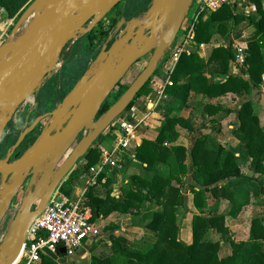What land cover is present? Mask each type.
Returning <instances> with one entry per match:
<instances>
[{"label": "trees", "instance_id": "trees-1", "mask_svg": "<svg viewBox=\"0 0 264 264\" xmlns=\"http://www.w3.org/2000/svg\"><path fill=\"white\" fill-rule=\"evenodd\" d=\"M29 1L0 0V10L5 18L10 20ZM150 1L137 0L135 3L130 0L132 8L142 4V8H139L138 12L135 11L133 17L139 11H145ZM252 1L262 16L256 34L247 40L246 64L249 66L253 84L242 77L229 74L231 63L235 59L231 48L219 46L213 49L208 60L199 55V47L211 44L216 34L224 39L231 29L239 27L246 21V17L236 14V9L232 6L221 8L197 25L195 35L197 48L192 47L190 55H182L172 74L173 86L167 90V96H164L163 103L157 108L163 120L159 136L156 140L143 141L135 150L139 173L132 174L127 196L116 205V208L119 209L121 206L124 213L132 216L135 226L142 227L148 232L141 240L125 238L113 240L115 255L119 256L123 264H264V215L252 221L251 241L237 243L228 240L233 249L232 255L223 258L219 256L225 238L222 235L225 234L224 218L205 216L204 209L210 198L232 200V194L220 183L231 179H251L243 176L238 158L209 134L199 137L192 149L194 168L191 173L194 182L202 189L197 190L195 187L192 189L195 194V206L201 215L196 217L194 241L191 245L184 246L178 241L177 224L179 217L185 216L184 178L190 174L187 150L176 145L177 126L190 133L203 130L221 133L223 122L233 111L221 104H212V99L230 94L242 97L263 84L264 7L263 0ZM111 22L116 24L117 21L111 19ZM96 54L97 50L94 54L92 51L88 52L87 66ZM85 70L84 68L78 80H81ZM208 70L213 76H207ZM217 79L223 81L216 82ZM151 81L122 117L132 111L138 99L151 94ZM127 90L120 83L103 103L97 118L103 117ZM256 111V104L252 102L242 106L239 113L240 126L235 132V137L247 146L250 157L257 161V169L264 173L261 164L264 161V132ZM9 141L10 138L6 137L5 142L10 148ZM95 145L86 154L85 164L77 168L63 184L61 194L71 197L74 188L85 184L91 170L101 160L100 152ZM131 162V159L126 158L125 166L130 167ZM161 169L165 171L161 172ZM101 182L102 178L94 186L97 191L93 192L92 208H96L103 201L100 199ZM254 184L257 205L264 208L261 196L264 195V187L258 181ZM102 187L109 190L111 181ZM109 197L110 195L105 200ZM218 235H222L221 240H217ZM58 256H63L61 250ZM40 264L59 262L49 256H42ZM105 264H111V261L107 260Z\"/></svg>", "mask_w": 264, "mask_h": 264}, {"label": "water", "instance_id": "water-1", "mask_svg": "<svg viewBox=\"0 0 264 264\" xmlns=\"http://www.w3.org/2000/svg\"><path fill=\"white\" fill-rule=\"evenodd\" d=\"M121 1L93 0L92 4L87 5L89 0H47L38 7L37 12L45 8V13L38 17L39 20L32 32L3 51L4 61L0 65V143L18 108L35 95L58 66L62 51L69 41L91 31L97 18H103ZM194 1L154 0L143 21L131 20L126 33L108 51L107 46L103 48L96 60L99 66L91 68L73 89L70 98L51 114L52 120L36 145L21 158L11 162L14 152L26 136L34 131L37 123L22 134L7 158L0 160V191L5 193L0 195V230L11 212L17 210L11 222V231L1 243L0 264L17 263L33 223L43 214L62 184L73 173L79 160L84 158L100 137L121 118L154 77L167 51L178 38ZM105 7H109V11L99 17L100 11ZM76 13L79 14L78 17H74ZM167 20H170L167 28L169 40L161 39L159 45L154 48L157 31ZM89 21H92V25L86 31L83 27ZM50 39L55 41L50 44ZM152 50L146 69L100 122L88 128L91 133L80 139V135L87 131L85 120L91 107L99 99L101 89L112 84L111 90L97 108L95 118L123 77ZM8 56L9 59L6 60ZM70 141H74L73 146L78 141V147L69 154L61 168L54 174L52 168L63 154L56 157L51 152L57 145H64ZM43 164H48L49 170L41 171L39 166ZM39 174L42 175L41 180L35 185ZM28 178L31 181L26 190L29 191L32 187L36 190L19 201L18 197ZM17 201L20 203L18 207ZM45 253L54 260H59L57 254L49 250ZM61 254H67V250L62 249Z\"/></svg>", "mask_w": 264, "mask_h": 264}, {"label": "rangeland", "instance_id": "rangeland-1", "mask_svg": "<svg viewBox=\"0 0 264 264\" xmlns=\"http://www.w3.org/2000/svg\"><path fill=\"white\" fill-rule=\"evenodd\" d=\"M45 1L47 0H30L20 10V12L10 20L6 19L3 12L0 10V65L4 61V59L2 58L3 51L8 46L17 44L20 39L32 32L35 24L39 20L38 17H42L45 13V8L37 12L38 7H41ZM133 1L135 3L137 2V0ZM239 2L240 0H238L234 5L236 14L246 17V21L239 27L231 29L229 34L224 39L216 34L215 39L211 44H209V47L206 45L202 49L201 47H199V54L200 56L205 58V60H208L211 57L213 48H217L219 46L231 48L235 54V59L237 50L245 49V56L247 57V40L250 36L256 34L257 28L262 22V16L258 13L257 7L252 0H242L240 3ZM152 3L153 0L150 1L145 11H139V13H137L136 16L133 17L134 14L138 12V9L142 8V4H139L137 8H132V5V7H130V0H122L103 18H97V22L91 29V31L85 34H80L76 39H72L71 41H69L65 49L62 51L60 62L58 64L59 68L57 66L51 74L52 77L50 76L47 80H45L44 83L47 82V84L39 88L35 95H33L30 99H28V101L23 103L18 108L12 120L8 124L4 132L5 134H3L0 143V154H3L2 157L5 154H9L10 148L15 145V140H17L19 137V133L15 130L16 127L23 129L26 126L25 130H28L37 123L34 130L37 131V136H40L41 138L52 120L51 114L54 112L55 108H59L68 98H70L73 89L80 83L82 78L90 71L91 68H97L99 66L96 63V60L99 54L103 51V48L107 46L106 51H108V49H110V47L123 34L126 33L128 24L131 20L143 21L147 12L150 10ZM194 8L195 6L191 8V10ZM78 16L79 14H74V17ZM208 17L205 20H207ZM111 19L116 20V24L111 22ZM91 25L92 21L84 24V30L87 31ZM163 39L166 40V38ZM160 42L161 38L157 37L154 48H156ZM175 42L167 51L166 56L159 65L156 71L157 74L155 73L154 77L151 79V94L149 96H144L138 99L136 106L132 109V111L125 117H122V115V118H119L111 126V128H109L100 137L101 139L103 136H105L103 142L109 141L108 144L111 146V148L114 145V150L117 144V129L115 128V126H118L119 122L122 120H135L133 123L138 126L137 130L142 139V143L145 140H156V138L159 136V130L162 126L163 120L160 114L157 112V108L161 103H163L164 97L159 102V105H157V107H154L153 110H150V106L152 105L151 102H153V100H155L159 96L161 91H163L164 95L167 96V90L169 88H172V86L168 85V81L171 72H173L174 70H169V62L170 56L175 48ZM192 47H194V49L195 47L197 48L196 43H194ZM96 50V57L92 58L89 65L87 66L86 60L88 58V52L90 51L91 53L92 51V54H94ZM152 53L153 50L147 56L142 58L136 65H134L131 70L125 75V77H123L120 83H122L125 90L129 89L134 81L138 78V76L146 69ZM5 59L8 60L9 56ZM235 59L231 63V69L229 73L231 74V71L237 72L238 74L242 75V77H244L247 81L253 84V80L249 74V66L246 64V62L244 64H240ZM84 68L86 70L83 72L84 74L81 80H78V77H81V73ZM207 76H213L210 74L209 70L207 71ZM77 80L78 82H76ZM222 81L223 80L221 79L216 80V82ZM117 86L115 87L113 92L116 90ZM244 102H252L256 104V113L260 119V124L264 132V76L263 84L260 85V87L252 90L242 100L241 98L237 99L235 97H230L229 95L215 97L212 99V104H221L224 107L227 106L228 108L229 106L233 109V113L223 122V130L221 133L217 134L215 132H212L211 130H203L198 133H190L188 130L178 126L176 129L178 133L176 145L182 146L187 150V163L189 165L190 172H192L194 168L192 149L199 137L205 134H209L211 136L214 135L215 138L223 146H225L227 150H229L238 158L239 162H241V170L243 176L245 178L251 179H231L230 181L220 183V185L226 186L228 191L232 194V200H216L210 198V200H208L206 208L204 209L205 216L210 215L212 217L224 218L223 230L225 234L222 235L225 238L222 242L223 248L219 252V256L221 258L230 256L233 253V249L229 241H234L237 243L251 241L252 221L257 217H262L264 215V208L262 206H259V204L257 205V194L255 190L256 185L254 184L256 181H258V183L264 187V173L259 172V170L257 169V161L256 159L254 160L252 157H250L247 146L235 137V132L238 128L237 121H239V113L242 109V106L245 104ZM27 105H29V107ZM141 110L146 112V114H139L138 111ZM101 118L102 117H96L93 121V126H96L100 122ZM10 128L11 131L7 132V130H9ZM90 133L91 131L89 130L85 131V133L80 135V139L82 137L88 136ZM32 135L33 133L26 136L22 145H20V148H17L14 154L20 155L21 152H28L33 148V146L30 149L28 147L35 141L39 140V138L35 140V137H33ZM6 137L10 138V141L8 142L10 148L5 142ZM77 143L78 141H76L72 149L68 150L65 153V157L62 158V160H60L52 168L54 174L61 168L63 163L69 157V154L74 152L75 148L78 147ZM98 146H100V140L97 141V144L95 145V147L97 148ZM114 150L110 151L111 154L114 152ZM135 150L136 149H131L127 151V154H134ZM261 164L264 169V161H262ZM108 168V172L114 169H118V167H113L112 165L108 166ZM123 175L127 176L126 173H123ZM41 176V174L37 176L35 185L40 182ZM184 180L185 188L183 189V195L185 198V216L179 217L177 222L178 241L184 246H189L194 241V224L196 217L200 216L201 214L195 206V194L192 190L193 187L190 185L191 179H189V175L186 176ZM30 181V178H28L25 182L24 189L21 192V195L18 197L19 201L36 190L35 187H32L29 191L26 190L28 189ZM196 189L201 190L202 188L198 186ZM261 196L263 197L262 200H264V195ZM17 204L18 205H16V207H18L20 203ZM12 214L9 218H12L14 216V214ZM222 235H218L216 237L217 240H221ZM72 256L73 255H70L68 253L61 257L59 256V264H74V259ZM84 262L85 260H83L82 264Z\"/></svg>", "mask_w": 264, "mask_h": 264}, {"label": "built area", "instance_id": "built-area-1", "mask_svg": "<svg viewBox=\"0 0 264 264\" xmlns=\"http://www.w3.org/2000/svg\"><path fill=\"white\" fill-rule=\"evenodd\" d=\"M237 1H194L192 8L194 6L195 8L187 15L176 39L175 48L170 56L169 70H175L183 54L190 55L191 48L195 43L197 25L225 6L234 7ZM235 60L240 64L246 62L245 49L237 50ZM173 72L169 76V86H173L171 79ZM164 96V92L161 91L159 96L151 102L150 110L157 107ZM115 128L117 129L116 151L114 155L111 154L112 160H107L106 164L119 167L120 160L115 154L137 148L142 144V139L137 130L138 126L129 119L120 121ZM105 156L110 158L109 154H105ZM85 194L86 191L77 197L54 196L52 198L43 214L33 223L27 243L16 264H40L42 256H47L46 250L58 255L60 250L66 249L68 254L74 255L83 248L86 242L97 239L100 230L92 222L91 211L85 205Z\"/></svg>", "mask_w": 264, "mask_h": 264}, {"label": "crops", "instance_id": "crops-1", "mask_svg": "<svg viewBox=\"0 0 264 264\" xmlns=\"http://www.w3.org/2000/svg\"><path fill=\"white\" fill-rule=\"evenodd\" d=\"M241 1L242 0H240V2ZM263 7H264V0H263ZM206 46L209 47V45H206ZM204 47H205V45H202L201 49ZM223 47H225V46H223ZM213 49H215V48H213ZM230 75L235 76V77H242V75L238 74L237 72H232V71H231ZM242 78H244V77H242ZM45 84H47V82L44 83V85ZM229 96L235 97L237 99L241 98V100L246 97V95L239 97V96L233 95V94H230ZM27 106L29 107V105H27ZM56 108H58V107H56ZM56 108L54 111L57 110ZM225 108H227V106H225ZM228 109H231L233 111L232 107L228 106ZM138 110H140V109H138ZM141 112H144V111L143 110L138 111L139 114H143V115L146 114V112H144V113H141ZM136 113H137V111H136ZM30 116H31V114H30ZM26 120H28V119H26ZM131 121L134 122L135 120L131 119ZM239 126H240V122L237 121V127H239ZM25 129H26V126L23 129H21L19 127L15 128V130L19 133L18 139L15 140L16 141L15 145L18 143L22 134L26 131ZM9 131H11V128L9 130H7V132H9ZM212 136L215 138L214 135H212ZM104 137L105 136H103L101 139H99L100 140V146H98V150L100 152L101 160L91 170L90 175L88 176L85 184L82 187L74 188V193L72 194L71 197L61 194V192H60L61 188L58 191L60 193L57 192L54 195L56 197L63 196L66 198H72V197H77L80 194H82V192L86 191V194L84 197L85 198V205L91 211L92 222L100 230V235L97 237V239L90 240V241L86 242L84 244L83 248L78 250V252H76L72 256L74 259V264H82L83 260H85V262L83 264H99V263L105 264L107 260H110L111 264H123L122 261L120 260L119 256L115 255V251L113 249V240L117 239V238L118 239L119 238H125L128 240L129 239L130 240H141L148 233L142 227L135 226V223H133L132 216L124 213L122 211L123 209L121 206L119 209L116 208V205L120 204L125 199V197L127 196L128 188L131 184L132 174H135L136 172L139 173V164H138L137 160L135 159V154H127V151L125 153L115 154V156L120 160L119 167H118V169L113 168L114 170L108 172V169H109L108 166H110V164L109 163L106 164V161L109 159L112 160L110 151L114 150V145L112 144L113 147L111 148V146L108 144L109 141L103 142ZM38 138L40 139V136ZM36 142L32 143V145H30L28 148L30 149L32 146L34 147L36 145ZM12 148H10V150ZM137 148H135V149H137ZM115 149H116V147H115ZM115 151L116 150H114V152L112 153L113 155H114ZM105 154H109L110 158L106 157ZM6 155L7 154H5V157H6ZM65 155L66 154H63L59 158V161L62 160V158H64ZM126 158H129L132 161L130 163V167H127V165L125 166ZM82 164H85V157L82 158L81 160H79V162L77 163V166L75 167V170L77 168H79ZM164 171H165L164 169H161V172H164ZM123 173L124 174L126 173L127 176H124ZM70 176L65 180V182L70 178ZM129 176H130V178H129ZM101 178H102V182H101L102 186L103 185L105 186L106 183L110 180L111 181V187L109 190H106L105 188L100 186L101 187L100 199H102L103 201H102V203H99V205L96 206V208H97L96 209V208H92L93 205H91V200H92V198H94L93 192L97 191V189H95L94 186H96L99 183ZM189 179H191L190 185L192 187L197 188L199 186L194 182L191 172L189 174ZM96 180H97V182H96ZM63 184H62V186H63ZM108 195H110L109 199L105 200V198ZM13 218L14 217L8 218V220L2 226V228L0 230L1 231L0 232V240L5 238L6 236H8V234L10 233L11 222H12ZM101 234H102V237H101ZM131 237H133V238H131ZM0 248H1V244H0Z\"/></svg>", "mask_w": 264, "mask_h": 264}, {"label": "bare ground", "instance_id": "bare-ground-1", "mask_svg": "<svg viewBox=\"0 0 264 264\" xmlns=\"http://www.w3.org/2000/svg\"><path fill=\"white\" fill-rule=\"evenodd\" d=\"M92 2H93V0H89L87 5L92 4ZM108 11H109V7L102 8V10L99 13V17L104 16ZM169 24H170V20L165 21L163 23V26L158 29L156 36L160 37L161 39L166 38V40H169L170 36L166 30L169 27ZM73 39H75V37H73ZM54 41H55L54 39H50L49 43L52 44ZM58 68H59V66H58ZM111 88H112V84H108L101 89V94H100L99 99L96 101L95 105H93L91 107L88 118L85 120V127L87 130H88V128H90L93 125L96 110L99 106H101L103 100L105 99L106 94L111 90ZM73 143H74V141H70L69 143L64 144V145L59 144L53 149L51 154H54V156H56V157L58 156V154H65L66 153L65 151L70 150V148L73 146ZM49 167L50 166L48 164H43V165L39 166L41 171L49 170ZM1 194H5V193H2L0 191V195Z\"/></svg>", "mask_w": 264, "mask_h": 264}, {"label": "flooded vegetation", "instance_id": "flooded-vegetation-1", "mask_svg": "<svg viewBox=\"0 0 264 264\" xmlns=\"http://www.w3.org/2000/svg\"><path fill=\"white\" fill-rule=\"evenodd\" d=\"M31 133H33L32 136L35 137V140H37V139H38L37 131L34 130V131L31 132ZM31 133H30V134H31ZM35 142H36V141H35ZM0 148H1V147H0ZM0 151H1V150H0ZM19 152H20V151H19ZM24 153H26V151L23 152V153L21 152L20 155H19V154H14V155L12 156L11 162H14V161H16L17 159L21 158V157L24 155ZM2 155H3V154H0V160H5V159L7 158V155H8V154L6 155V157H5V155L2 157ZM18 155H19V156H18ZM0 188H1V178H0ZM17 203H18V201H17ZM12 213H13L14 215H16L17 210H14L13 212H11V214H12ZM13 214H12V215H13ZM2 240H3V239H2ZM2 240L0 241L1 243H2ZM1 243H0V244H1Z\"/></svg>", "mask_w": 264, "mask_h": 264}]
</instances>
